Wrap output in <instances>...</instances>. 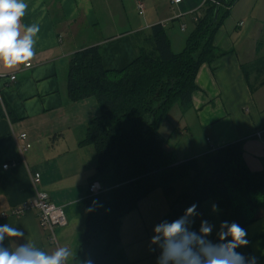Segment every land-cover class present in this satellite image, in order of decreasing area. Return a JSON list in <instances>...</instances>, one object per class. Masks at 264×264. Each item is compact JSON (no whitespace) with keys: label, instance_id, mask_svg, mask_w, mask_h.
Listing matches in <instances>:
<instances>
[{"label":"crops","instance_id":"1","mask_svg":"<svg viewBox=\"0 0 264 264\" xmlns=\"http://www.w3.org/2000/svg\"><path fill=\"white\" fill-rule=\"evenodd\" d=\"M26 2L22 24L40 26L35 55L30 60L32 67L0 66V75L8 77L0 80L1 100L13 114L12 119L0 118V226L9 224L25 233L24 238H6V247L15 248L16 244L33 240L49 253L57 248L41 228L37 211L11 215L34 200L30 176L40 174V191L65 210L68 224L57 229L56 235L59 246L72 250L69 264H74L88 219L90 179L98 164L94 147H81L80 143L101 111L94 98L81 102L69 98L70 63L78 52L98 47L103 67L122 71L137 60L156 26L165 29L173 52L179 54L203 18L206 0H183L180 4L170 0ZM139 3L144 5L143 14ZM228 18L235 24L234 29L224 22L214 38V46L224 55L200 67L192 108L182 112L175 107L172 111L177 121L174 119V125H170L171 112L162 125L166 133L162 127L161 131L166 138L165 148L173 153L177 164L243 142L244 162L252 173L259 174L264 172V67L260 69L264 62V0H238ZM249 22L253 26L250 29ZM12 76L16 77L13 82L9 80ZM180 132L183 136L192 133L191 149L176 159L180 145L179 136L174 135ZM13 133L27 134L31 149L21 154ZM6 165L7 170L3 169ZM187 188L188 183L180 182L174 185L171 195L156 190L124 217L120 242L125 260L121 264H157L160 249L150 245L154 227L162 221L171 222L174 206L182 204ZM181 209L186 210V206ZM245 230L250 243L237 251L254 255L258 264H264V209ZM217 232L208 239L216 242Z\"/></svg>","mask_w":264,"mask_h":264},{"label":"trees","instance_id":"2","mask_svg":"<svg viewBox=\"0 0 264 264\" xmlns=\"http://www.w3.org/2000/svg\"><path fill=\"white\" fill-rule=\"evenodd\" d=\"M237 1L207 0L203 18L179 54L173 52L165 29L156 26L137 60L122 71H107L98 47L73 57L69 98L73 102L94 98L101 111L80 146L94 147L98 164L90 185L101 182L105 189L87 199V207L94 210L88 211L74 264L124 262L120 242L124 217L156 190L171 195L180 182L189 187L182 204L174 206L171 222L184 215V205L187 209L196 204L198 210L207 200H214L222 222L245 229L259 218L264 209V172L255 174L247 168L243 142L177 164L161 131L175 107L182 112L192 108L200 67L224 55L214 46V38ZM3 106L0 101V118L7 114L12 119V111L4 102Z\"/></svg>","mask_w":264,"mask_h":264},{"label":"clouds","instance_id":"3","mask_svg":"<svg viewBox=\"0 0 264 264\" xmlns=\"http://www.w3.org/2000/svg\"><path fill=\"white\" fill-rule=\"evenodd\" d=\"M28 9L26 0H0V66L14 69L27 64L35 55V44L40 32L39 23L22 24ZM97 202L93 201L95 205ZM197 205L188 207L183 216L168 222L162 221L154 227L150 245L160 249L157 264H258L254 255L245 256L237 251L250 242L247 231L239 224L224 221L219 226L216 242L208 239L213 225L201 222L199 231L191 230L192 217L198 215ZM89 207L86 211H93ZM215 212L216 205L212 206ZM25 233L16 227L0 226V264H69L73 256L67 246H59L51 253L29 240L16 244L15 248L4 245L6 238H24ZM231 239H228V238ZM156 251L155 248H150ZM83 264H92L91 260Z\"/></svg>","mask_w":264,"mask_h":264},{"label":"built area","instance_id":"4","mask_svg":"<svg viewBox=\"0 0 264 264\" xmlns=\"http://www.w3.org/2000/svg\"><path fill=\"white\" fill-rule=\"evenodd\" d=\"M170 1L172 4H180L183 0H170ZM138 8L141 10V14H143L144 11L143 3H139ZM182 28L184 30L185 27L183 26ZM24 67L25 69L31 68L32 67L31 61L25 64ZM2 79H8V77L5 75H0V80ZM9 80L13 82L16 80V77L12 76L9 78ZM0 101L3 106L1 96H0ZM13 136L21 154H24L29 149H31V144L27 142V134L16 135L13 133ZM8 168L9 165L3 167V169L5 170H7ZM30 178L32 182L33 191L35 193L34 200L29 204L16 208L11 212V215L19 217L28 211H33V210L37 211L39 213V223L41 228H43L48 232L50 242L54 246L59 247L56 230L59 228L66 227L68 224L65 210L63 207L56 206L53 203H51L49 196L46 193L40 191V184H41L40 174L31 175ZM104 192L105 189L101 186L99 182H93L90 185L88 197L98 196ZM3 217H6V215H2V218Z\"/></svg>","mask_w":264,"mask_h":264},{"label":"rangeland","instance_id":"5","mask_svg":"<svg viewBox=\"0 0 264 264\" xmlns=\"http://www.w3.org/2000/svg\"><path fill=\"white\" fill-rule=\"evenodd\" d=\"M228 19H229V18H227L225 22H227L229 28H231V30H233L235 24L231 23V21H229ZM227 20H228V21H227ZM251 24H252V23L249 22V24H248V28H249V29H250L251 27H253V26L250 27ZM170 34L172 35V33H170ZM186 34H189V33H186ZM179 35H180V36H183V35H185V34H179ZM176 46H177V45H176ZM176 46H175L174 49H177ZM176 51L179 52V51H182V50H176ZM175 110H176V111L179 110L178 107H176ZM175 110H173V111H175ZM173 111H172V113H171L172 118H171V120H170V125H171V126L174 125V124H173V120H174V119H175V120L178 119L177 117H176V118H175V117L173 118V116H174ZM181 117H182V116H181ZM176 121H177V120H176ZM163 128H164V127H162V130H163ZM163 132L166 133V130H163ZM180 135H181V136H180ZM174 136H179V140H177V141H178L180 147L178 148L177 152L175 153V154H176V159H178V158H179V155H180L181 153H183L184 155H186V153L188 152V150L191 149V145H190V143H191V140H192V137H191V136H192V133H190L189 135H184V136H183V133L180 132L179 134H178V133H175ZM185 137H186V138H185ZM174 158H175V157H174ZM100 184H101V186L103 187V184H102L101 182H100ZM188 187H189V186H188ZM178 188H181V186L178 187ZM187 190H188V188H187ZM213 205H215L214 200H207L206 202H204V203L202 204V207H201L200 211L197 212L198 215L195 217L193 223L190 225L191 230H194V228L192 227V225H193V226L195 225V227H197V229H198V230H195V231L198 232V231H199V228H200V225H201V222L204 221V217H205L206 220L208 219L209 222H210V224L213 225V231H212V233L215 234V232L219 231V226H220V224L222 223V221H221L220 216H218L217 211L214 212V211L212 210V206H213ZM194 223H195V224H194Z\"/></svg>","mask_w":264,"mask_h":264},{"label":"water","instance_id":"6","mask_svg":"<svg viewBox=\"0 0 264 264\" xmlns=\"http://www.w3.org/2000/svg\"><path fill=\"white\" fill-rule=\"evenodd\" d=\"M217 14H218V9H217Z\"/></svg>","mask_w":264,"mask_h":264},{"label":"bare ground","instance_id":"7","mask_svg":"<svg viewBox=\"0 0 264 264\" xmlns=\"http://www.w3.org/2000/svg\"><path fill=\"white\" fill-rule=\"evenodd\" d=\"M207 1V0H206Z\"/></svg>","mask_w":264,"mask_h":264}]
</instances>
